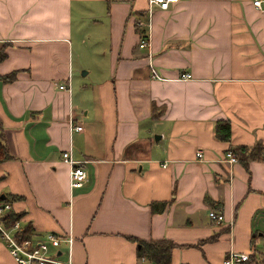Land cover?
Listing matches in <instances>:
<instances>
[{"label": "crops", "instance_id": "1", "mask_svg": "<svg viewBox=\"0 0 264 264\" xmlns=\"http://www.w3.org/2000/svg\"><path fill=\"white\" fill-rule=\"evenodd\" d=\"M0 54L12 155L0 162V199L33 235L70 234L64 258L140 264L136 238L168 239L170 264H223L231 249L261 246L264 0L263 9L253 0L168 9L149 0H0ZM224 119L228 140L216 132ZM242 145H258L260 157L247 167L224 160ZM65 150L86 169L79 189ZM163 201V211L151 208ZM0 264H16L1 238Z\"/></svg>", "mask_w": 264, "mask_h": 264}, {"label": "built area", "instance_id": "2", "mask_svg": "<svg viewBox=\"0 0 264 264\" xmlns=\"http://www.w3.org/2000/svg\"><path fill=\"white\" fill-rule=\"evenodd\" d=\"M178 0H149L151 6H158L162 9H168L173 2ZM258 8L263 9V0H253ZM148 36L143 33L139 46L146 47ZM154 77L162 79L163 76L151 66ZM191 73H183L180 78H191ZM61 88H65L64 85ZM76 130H82L81 125L74 127ZM198 157L202 156V151H198ZM62 157L70 164V187L79 189L83 187L87 178V172L80 160L75 159L70 150H65ZM229 163L238 161L237 156L232 151L225 152V159ZM12 211V203L7 200L0 202V238L6 242V246L15 260L16 264H76L72 261L70 254L63 257L61 250L62 242L65 241L71 245L73 237L70 234H63L57 231H47L43 235H32L24 238L21 236V219L14 222L9 220V213ZM209 217L215 222L223 220V214L211 209ZM140 264H159L147 259L145 256L139 257ZM223 264H264V241L261 246L252 245L248 251L229 250L224 256Z\"/></svg>", "mask_w": 264, "mask_h": 264}, {"label": "trees", "instance_id": "3", "mask_svg": "<svg viewBox=\"0 0 264 264\" xmlns=\"http://www.w3.org/2000/svg\"><path fill=\"white\" fill-rule=\"evenodd\" d=\"M4 55L0 54V57ZM15 73H11L3 77L4 79H13ZM154 108V105H153ZM216 132L219 137L222 139H229L231 136V123L229 120H218L216 123ZM232 152L237 156V158L247 167L249 162L253 159L260 157V147L255 145L250 148L247 146H234L231 148ZM12 158L11 153L9 152L8 146L4 137V127L2 121L0 120V162ZM3 201L0 199V202ZM167 202H153L151 208L154 211H163ZM9 220L15 221L21 217L20 214L10 212ZM34 233L32 227L28 224L22 227L21 236L24 238L32 236ZM138 242V256H145L151 261H154L159 264H170L171 250L175 247V244L168 239H158V240H144L136 238Z\"/></svg>", "mask_w": 264, "mask_h": 264}]
</instances>
